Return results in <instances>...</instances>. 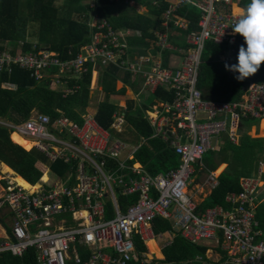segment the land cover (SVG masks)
Listing matches in <instances>:
<instances>
[{"label": "built area", "instance_id": "built-area-1", "mask_svg": "<svg viewBox=\"0 0 264 264\" xmlns=\"http://www.w3.org/2000/svg\"><path fill=\"white\" fill-rule=\"evenodd\" d=\"M239 1L170 0L161 13V26L146 37L154 51L131 55V30L112 27L102 16L89 22L92 29L87 40L76 48L68 46L64 55V48L47 44L22 51L23 41L16 51L0 48V69L10 70L12 63H18L63 97L80 88L78 80L89 67L90 88H97L98 70L106 64L128 71L142 89L172 90L171 100L156 99L146 110L153 127L151 137L162 139L179 155L176 166L156 173L134 159L147 139L134 143L116 135L124 130L127 119L123 105L111 113L107 128L90 111L80 114V122L61 112L52 117L40 111L19 122L0 119V125L30 140L29 148L51 161L74 165L65 182L50 186L46 180L26 186L16 175L0 173V253L22 255L33 246L36 264H151L153 258L147 252H138L136 238L153 239L152 221L161 216L190 243L212 241L224 262L264 264V235L254 206L260 177H241V189L225 196L228 208L214 205L198 212L197 200L188 192L194 163L206 149L216 146L220 136L237 141L243 116L264 123V82L249 80L242 98L235 101L203 98L197 88L207 40L224 46L216 56L224 66L238 63L239 34L232 26L245 9ZM185 3L197 7L200 16L198 28L189 29L181 45L172 42L170 35L172 26H188V19L177 12ZM166 49L174 51L171 55L180 53L181 58L164 64ZM202 183L209 188L215 185L214 172L208 171ZM119 195L134 196L125 210L120 208ZM109 202L116 214L106 217Z\"/></svg>", "mask_w": 264, "mask_h": 264}, {"label": "trees", "instance_id": "trees-1", "mask_svg": "<svg viewBox=\"0 0 264 264\" xmlns=\"http://www.w3.org/2000/svg\"><path fill=\"white\" fill-rule=\"evenodd\" d=\"M55 1L0 0V43H2L0 48L4 47L3 42L7 40L14 43L15 50L20 46V40L23 41L20 50L31 49L32 45L27 39L26 30L27 24L34 21L39 27L37 46L44 43L60 50L64 48V55L68 46L75 48L87 39L90 32L87 12L90 11L97 17H105L113 27L132 26L139 29L141 37L133 36L129 39V43L134 50L142 52L149 46L146 37H152V29L160 26V14L168 4L166 0H157V3L153 0H141L148 4L150 10V14H144L136 7L126 4L125 0H91L92 7L85 8V5L78 4L74 11L73 5L68 4L62 13V8ZM250 2L251 0H240V4L245 9ZM24 5L26 7L23 8ZM70 11L77 15H70ZM178 12L189 20L188 29L198 28L200 12L196 7L182 4ZM241 46L247 47L244 38L239 34L237 54ZM223 48L224 46L216 45L212 41H206L199 65L197 88L201 91L203 98L240 100L244 93L243 87L249 80L264 82V63L261 64L257 73L242 81L237 80L239 73L227 70L223 62L216 58L218 51H222ZM120 77L126 84L137 90L136 82L131 79L130 73L122 71L116 65L104 66L98 70L96 76V82L104 93L103 100L97 104L96 118L106 128L110 122L111 111L116 107V104L108 102V95L118 91L123 93L125 90L124 87L119 90L115 88L116 79ZM78 84L80 88L76 92L63 97L60 91L50 88L45 80L35 79L28 69L18 63H12L10 70L7 67L0 69V118L20 121L26 119L30 111L35 108L52 117L59 114L58 110H62L65 115L79 122L80 114L84 112L89 102V68L78 80ZM155 98L171 100L172 90L160 86L149 94L146 100L151 102ZM127 107V122L134 132L131 139L135 141L137 135L147 138L146 143L136 150L134 159L142 162L151 173L166 171L176 166L179 163V155L174 148L157 137H149L152 128L144 116L147 102L139 104L129 99ZM258 122L259 120L254 117H241L236 142L223 136L219 139L217 147L208 148L202 153L199 169L212 170L222 162L225 166L217 173L215 185L199 202L197 211H204L206 207L213 205L228 208L230 204L225 200V196L231 190L238 192L241 189L240 177L260 172V161L264 160V135H254L251 132L254 123ZM13 135L14 132L12 133L11 129L0 125V161L29 182L34 183L41 176V171L35 164L38 160L46 161V157L34 147L26 150L15 143L12 140ZM14 137L16 139V134ZM67 167L68 165L61 160L50 163L51 170L58 175H62ZM8 170L9 168L2 167V171ZM260 173L264 176V172ZM133 200L134 196H120L122 209H125ZM255 217L264 233V202L256 205ZM152 227L155 233L171 230L169 221L160 216L154 217ZM136 242L138 250L146 249L140 240ZM149 247L158 257L160 256L152 241L149 242ZM207 249L206 245L188 243L177 233L171 243L163 247L164 258L158 260V264H232L224 262L223 259L210 260L206 256ZM0 264H36L35 248L30 246L22 255L3 251L0 253Z\"/></svg>", "mask_w": 264, "mask_h": 264}, {"label": "crops", "instance_id": "crops-1", "mask_svg": "<svg viewBox=\"0 0 264 264\" xmlns=\"http://www.w3.org/2000/svg\"><path fill=\"white\" fill-rule=\"evenodd\" d=\"M154 1V0H153ZM156 2H154V3H157V0H155ZM167 1V3L170 1V0H166ZM125 2H126V4H130L131 6H133V7H136V9L139 11V12H141V13H144V14H150V10H149V7H148V4H146V2H143V1H141V0H125ZM86 3H88L89 5H87V4H85V8H88V7H92V1L90 0V1H88V2H86ZM239 3H240V1H239ZM185 4H188V3H185ZM168 5V4H167ZM188 5H190V4H188ZM241 5V4H240ZM87 6V7H86ZM181 6V5H180ZM179 6V7H180ZM192 6V5H191ZM167 7V6H166ZM193 7H195V6H193ZM197 8V7H196ZM179 9V8H178ZM178 9H177V12H178ZM198 9V8H197ZM234 9L235 10H237L238 9V7H234ZM163 11V10H162ZM162 13V12H161ZM179 13V12H178ZM87 14H88V19H87V23H88V25H89V22L90 21H92L95 17H97L95 14H92L90 11L89 12H87ZM180 14V13H179ZM182 15V14H181ZM83 16V15H82ZM182 16H184V15H182ZM103 17V16H102ZM185 17V16H184ZM105 18V17H104ZM106 19V18H105ZM160 19H161V14H160ZM107 20V19H106ZM109 23V22H108ZM188 23H189V20H188ZM110 24V23H109ZM111 25V24H110ZM90 26V25H89ZM112 26V25H111ZM161 26V25H160ZM113 27V26H112ZM115 28H118V29H124V28H129L130 30H131V33H130V35L128 36V42H129V39L131 38V37H133V36H136V37H141L140 36V34H141V32H140V30L139 29H137V28H133L132 26H121V27H115ZM91 26H90V31H91ZM171 29H172V34L170 35V39H171V41L172 42H174V43H178V44H181V45H184V34L189 30L187 27L186 28H180V27H178V28H174L173 26L171 27ZM90 33V32H89ZM88 36H89V34H88ZM88 36H87V38H88ZM87 40V39H86ZM85 40V41H86ZM20 41V40H19ZM8 43V41L7 40H5L4 42H3V45L4 46H7V45H5V44H7ZM81 44V43H80ZM0 45L2 46V43H0ZM78 47V46H77ZM76 48V47H75ZM12 49L14 50V46L12 47ZM11 49V50H12ZM147 49H149V50H151V51H154L155 50V48L154 47H151L150 46V44H149V46L147 47ZM145 50H146V48H145ZM135 51L136 50H134L132 47H131V45H130V43H129V52H130V54L132 55L133 53H135ZM137 52V51H136ZM143 52V51H142ZM172 52H174V51H172V50H170V49H166L165 51H164V53H162L163 54V56H162V58H163V62H164V64H168V62L169 61H178L180 58H181V56H180V53H173L172 55L170 54V53H172ZM139 53V52H138ZM107 65H110V64H106V65H104V66H107ZM111 65H113V64H111ZM104 66H102L101 68H103ZM118 67V66H117ZM100 68V69H101ZM120 68V67H119ZM89 69H90V67H89ZM99 69V70H100ZM121 69V68H120ZM122 71H125V70H123V69H121ZM98 74V73H97ZM132 79V78H131ZM133 81L134 82H136V88H137V90H134L130 85H128V84H126V82H124L123 81V79L120 77V78H117L116 79V86H115V88H116V90H119L120 88H122V87H124L125 88V90H124V92L123 93H121V92H116V93H111V94H109L108 95V102H110V103H112V104H116V107L115 108H113V110L111 111V113L113 112V111H115L117 108H118V106H121V105H123V106H125L126 107V113H127V110H128V107H127V105H128V100L129 99H131V100H133V101H135V102H137V103H139V104H142V103H146L147 102V107H146V109H148L149 108V105L152 103V102H154L155 100H156V98L155 99H153V101H151V102H148L146 99H148V97H149V94H151V93H153V92H151V91H149V90H147V89H142L141 87V84H140V81H138L137 79H133ZM95 86H97V88H98V90L103 94V97H102V99L101 100H103V98H104V93H103V91L101 90V87H100V85H98L97 84V82H96V85ZM96 88V87H95ZM244 88V87H243ZM89 102H88V104L87 105H89V106H91L90 107V109H91V112L92 113H94V116H95V118H96V112H97V104L101 101V100H99L98 102H97V104L95 105V107H93V105H92V103L90 102V99H91V97H93V95H94V93H93V95H92V89L90 88V86H89ZM96 90V89H95ZM146 94L145 95V97L143 96V94ZM244 94V93H243ZM160 99V98H159ZM112 100H116V101H112ZM86 105V106H87ZM94 108V109H93ZM144 110V116H145V118L147 119V121H148V123H149V125L151 126V128H152V133H153V127H152V125H151V123L149 122V119H148V114H147V110ZM83 113H85V109H84V112ZM30 115V114H29ZM127 115V114H126ZM1 119V118H0ZM255 119H258L259 120V122L258 123H254V125H253V130L251 131L254 135H257V134H260V135H264V123L259 119V118H255ZM96 120H97V118H96ZM21 121V120H20ZM81 121V116H80V120H79V122ZM98 121V120H97ZM110 121H111V114H110ZM14 122H19V121H14ZM110 123V122H109ZM126 123H128L127 122V119H126ZM125 123V124H126ZM108 127H109V125H108ZM123 132H121V133H116V135L117 136H119V137H121V134H122ZM152 133H151V135H152ZM15 135V134H14ZM14 135H13V138H14ZM151 135L149 136L150 138H153V137H151ZM223 136H226V135H223ZM223 136H220V138H222ZM129 142H134V143H136V142H138L141 138H146V136H139V135H137V138H136V140L135 141H133V139H131V138H133V136H130L129 135ZM12 138V137H11ZM12 138V140L15 142V143H17V144H19L18 143V139L20 138L19 136H17L16 135V139H17V141L15 140V139H13ZM158 138V137H157ZM219 138V139H220ZM135 139V138H134ZM147 139V138H146ZM160 139V138H159ZM219 139H218V141L216 142V146L215 147H217L218 146V144H219ZM162 140V139H161ZM230 140V139H229ZM238 140V139H237ZM21 141H22V139H21ZM163 141V140H162ZM232 141V140H231ZM164 142V141H163ZM233 142H236V141H233ZM20 145H21V143H20ZM23 145V144H22ZM21 145V146H22ZM25 146V145H24ZM23 146V147H24ZM24 148H26V150H29V149H31V148H28V147H24ZM39 151V150H38ZM40 152V151H39ZM42 153V152H41ZM43 154V153H42ZM44 155V154H43ZM45 156V155H44ZM46 157V156H45ZM60 160V159H59ZM55 161H58V160H55ZM55 161H51V160H49L47 157H46V161H44V162H42V161H40V160H38L37 162H36V166L40 169V171H41V176H40V178L37 180V181H35V182H44V180H46V182H44L45 184L49 181V177H48V175H47V171H50L53 175H55L56 177H57V179L53 182V183H56V182H60V181H64L65 182V177H66V175H67V173L69 172V171H72L73 169H74V165L73 164H68V163H65V162H63L62 160V162L63 163H65V164H67L68 165V167H67V169L65 170V172L62 174V175H58L57 173H55L54 171H52L51 170V168H50V163H52V162H55ZM200 159H199V161L197 162V163H194V167H195V169H194V173H195V175H196V177L193 179V182H192V180L190 181V183H189V187H188V192H189V194H191V195H193V197L197 200V203L199 204V202L208 194V192H209V190H210V188L207 186V185H205V184H203L202 182H203V180H204V178H205V174L208 172V171H212V172H214V170L217 168H215V169H212V170H206V171H203V173H204V176H203V178H197V173H196V170L197 171H199V170H201V169H199L200 167ZM219 164H222V167H220L219 168V170L215 173L214 172V174H215V178H216V175H217V173L220 171V170H222L223 169V167L225 166V163L224 162H222V163H219ZM218 164V165H219ZM217 165V166H218ZM263 166H264V160H262V161H260V172H264V168H263ZM2 167H7V168H9V170L8 171H2ZM4 172H9V173H11V174H14V175H16L17 177H18V180L21 182V183H23L24 185H28V184H31V182H29L27 179H25L22 175H20L19 173H17L14 169H12L10 166H8L7 164H4L3 162H1L0 161V173H4ZM258 173V174H253V175H245V176H258V177H260V179H261V181H262V183L260 184V186H259V188H258V190H257V196H256V198H255V204H254V206L256 207V205L257 204H260L261 202H264V176L263 175H261V173ZM241 177H244V176H241ZM241 177H240V179H241ZM22 180H24V181H22ZM72 178H74V176L72 177ZM71 178V179H72ZM198 181V182H197ZM34 182V183H35ZM52 183V184H53ZM202 183V184H201ZM241 184V183H240ZM47 185V184H46ZM231 192H234V190H231ZM120 196L121 195H119V203H120V208H121V210H125V209H122V206H121V201H120ZM108 214L106 215V217H110V216H113V215H115L116 213H115V209H113V206L111 205V203L109 202L108 204ZM198 206V205H197ZM214 206V205H213ZM127 207V206H126ZM225 208V207H224ZM198 212H202V211H198ZM161 217V216H160ZM163 218V217H162ZM166 219V218H165ZM257 219V218H256ZM168 220V219H167ZM258 220V219H257ZM169 221V220H168ZM170 223V222H169ZM258 223H259V221H258ZM170 226H171V223H170ZM260 227V226H259ZM152 229H153V227H152ZM263 231V230H262ZM153 233H154V238L153 239H151V240H149V241H147V242H144V241H142V240H140L139 238H136V240H140L142 243H144V245H145V247H146V249L145 250H142V251H140V250H138V248H137V250H138V252L139 253H142V252H147L148 254H149V256H151L153 259H152V262H151V264H158V260H160V259H162V258H164V254H163V247L164 246H166V245H168L169 243H171V241L173 240V237H174V235L175 234H179V232L178 231H175L174 229H172V226H171V230H166V231H163V232H159V233H155L154 232V230H153ZM180 235V234H179ZM263 235H264V233H263ZM184 239V238H183ZM185 240V239H184ZM153 242L154 244H155V246H156V248H157V250H158V252L160 253V256L158 257L157 256V254H156V252H153V251H151L150 250V247H149V242ZM185 241H187V240H185ZM188 242V241H187ZM212 242V241H211ZM188 243H190V242H188ZM208 243L209 242H200V243H191V244H201V245H206L207 247H208V249L206 250V256L208 257V258H210L209 256H211V253H212V255H213V253H214V255H215V260L217 261V260H219V259H223L224 260V255L222 254V252H220L219 251V249L217 248V247H212V245H208ZM213 243V242H212ZM136 246H137V242H136ZM196 257H198V258H200L199 256H196ZM213 261V260H212ZM136 263H138V262H136ZM139 264V263H138Z\"/></svg>", "mask_w": 264, "mask_h": 264}, {"label": "clouds", "instance_id": "clouds-1", "mask_svg": "<svg viewBox=\"0 0 264 264\" xmlns=\"http://www.w3.org/2000/svg\"><path fill=\"white\" fill-rule=\"evenodd\" d=\"M232 29L244 38L247 47L239 48L237 64H225V68L238 72L236 79L242 81L257 73L264 63V0H251Z\"/></svg>", "mask_w": 264, "mask_h": 264}, {"label": "rangeland", "instance_id": "rangeland-1", "mask_svg": "<svg viewBox=\"0 0 264 264\" xmlns=\"http://www.w3.org/2000/svg\"><path fill=\"white\" fill-rule=\"evenodd\" d=\"M236 1V0H235ZM86 2H88L87 0H78V2H75V0H56L55 1V3L58 5V6H60L61 8H62V13H64V11H65V9H66V7H67V5L68 4H70V5H73V9H74V11L76 10L75 9V7L78 5V4H82V5H85V4H87V5H89L88 3H86ZM85 3V4H84ZM24 7H26V5H24L23 6V8ZM87 7V6H86ZM239 10V9H238ZM73 14V16H76L77 14H75V12L73 13V12H71L70 11V15H72ZM84 14V13H83ZM38 30H39V27H38V23L37 22H29L28 24H27V30H26V36H27V39H28V41H30V43H31V45L33 46V45H36V44H39L38 43ZM42 45H44V43H42ZM7 46L9 47V48H11V47H13L14 46V43L12 42V41H8V43H7ZM96 89V90H95ZM54 90H56V89H54ZM58 91V90H57ZM92 95H93V93H94V95H93V97H91V99H90V102L92 103V105H93V107H95V105L97 104V102L99 101V100H101L102 99V97H103V94L98 90V88H93L92 89ZM145 93L143 94V96L145 97ZM112 101H116V100H112ZM90 107L91 106H89V105H87L86 107H85V113H86V111H90L91 112V109H90ZM94 109V108H93ZM33 111H38L37 109H32L31 111H30V113H32ZM58 112L60 113H63L64 114V112L62 111V110H58ZM253 130V128L251 129V131ZM123 133L121 134V139H123V140H127V141H129V135L130 136H133L134 135V132L132 131V129L129 127V125H128V123H126L125 124V126H124V130L122 131ZM14 139H15V137H14ZM16 140V139H15ZM17 141V140H16ZM18 142H21V140L20 139H18ZM220 167H222V164H219L218 166H217V168L214 170V172L216 173L218 170H219V168ZM263 168H264V166H263ZM47 175H48V177H49V181L46 183L48 186H50L56 179H57V177L55 176V175H53L50 171H47ZM15 175L13 174V176L12 177H14ZM203 176H204V173H203V170H199V171H197V178H203ZM196 177V175H195V173H193V174H191V176H190V178H192V182H193V179ZM198 182V181H197ZM202 242H209L208 243V245H212L213 243L211 242V241H208V240H206V239H203L202 240ZM212 247L214 248V244L212 245ZM210 258V260H213V261H216L215 260V255H214V253H213V255H212V253H211V256H209ZM68 264H70V263H68Z\"/></svg>", "mask_w": 264, "mask_h": 264}, {"label": "bare ground", "instance_id": "bare-ground-1", "mask_svg": "<svg viewBox=\"0 0 264 264\" xmlns=\"http://www.w3.org/2000/svg\"><path fill=\"white\" fill-rule=\"evenodd\" d=\"M14 134H16L17 136L20 137V139H22V141L20 142L21 144L25 145L26 147H30L32 142L28 139L23 138L21 135H19L18 133L14 132Z\"/></svg>", "mask_w": 264, "mask_h": 264}]
</instances>
